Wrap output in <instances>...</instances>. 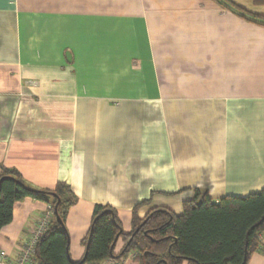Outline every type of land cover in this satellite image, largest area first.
Listing matches in <instances>:
<instances>
[{
	"label": "crops",
	"instance_id": "0c3cea01",
	"mask_svg": "<svg viewBox=\"0 0 264 264\" xmlns=\"http://www.w3.org/2000/svg\"><path fill=\"white\" fill-rule=\"evenodd\" d=\"M231 5L264 15L254 0H0V175L68 186L74 263L97 205L128 235L135 210L181 215L198 192L264 190V26ZM50 207L15 204L0 264ZM112 260L139 264L136 252L99 264Z\"/></svg>",
	"mask_w": 264,
	"mask_h": 264
},
{
	"label": "trees",
	"instance_id": "16d2710c",
	"mask_svg": "<svg viewBox=\"0 0 264 264\" xmlns=\"http://www.w3.org/2000/svg\"><path fill=\"white\" fill-rule=\"evenodd\" d=\"M254 3L263 5L264 0ZM231 8L264 26V15L236 5ZM0 181V230L13 221L15 204L27 198L54 209L49 228L37 244V264H99L131 252L137 253L139 264H248L255 253L264 252V190L244 198L226 196L218 202L208 193L198 192L194 200L183 203L181 215L167 208H154L140 219L135 210L133 231L128 235L114 208L97 205L89 233L82 242L85 255L74 263L69 254L66 219L75 198L68 186L60 183L54 190L36 189L14 169L3 170ZM120 239L125 246L116 253ZM159 248L162 253L157 252Z\"/></svg>",
	"mask_w": 264,
	"mask_h": 264
},
{
	"label": "built area",
	"instance_id": "2783aa9c",
	"mask_svg": "<svg viewBox=\"0 0 264 264\" xmlns=\"http://www.w3.org/2000/svg\"><path fill=\"white\" fill-rule=\"evenodd\" d=\"M54 209L49 208L47 214H45L41 220L37 223L35 230L28 242L24 244L22 249H20L19 255L14 264H37L36 261V249L39 239L46 233L49 228L51 218L53 216ZM6 253L0 252V258H5ZM113 264H122V262L117 260H112Z\"/></svg>",
	"mask_w": 264,
	"mask_h": 264
},
{
	"label": "water",
	"instance_id": "95a60500",
	"mask_svg": "<svg viewBox=\"0 0 264 264\" xmlns=\"http://www.w3.org/2000/svg\"><path fill=\"white\" fill-rule=\"evenodd\" d=\"M0 183H1V181H0ZM60 203V200L58 201V204ZM58 204L56 205V209H57V207H58ZM57 211V210H56ZM57 220L60 222L61 220H60V218L57 216Z\"/></svg>",
	"mask_w": 264,
	"mask_h": 264
}]
</instances>
